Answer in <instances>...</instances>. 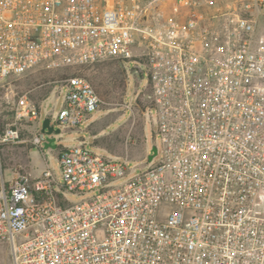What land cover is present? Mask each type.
Listing matches in <instances>:
<instances>
[{"label": "built area", "instance_id": "obj_1", "mask_svg": "<svg viewBox=\"0 0 264 264\" xmlns=\"http://www.w3.org/2000/svg\"><path fill=\"white\" fill-rule=\"evenodd\" d=\"M263 7L0 0V84L119 62L145 80L160 141L141 160L62 147L59 177L46 160L38 176L6 178L0 160V243L13 264H264V36L252 16ZM65 82L56 123L73 130L102 101L82 75ZM39 118L23 96L0 147L28 136L51 147Z\"/></svg>", "mask_w": 264, "mask_h": 264}, {"label": "rangeland", "instance_id": "obj_2", "mask_svg": "<svg viewBox=\"0 0 264 264\" xmlns=\"http://www.w3.org/2000/svg\"><path fill=\"white\" fill-rule=\"evenodd\" d=\"M252 16L256 21L257 37L264 36V7ZM133 66L134 63L128 65L129 69ZM75 74L90 81L102 102L98 111L92 113L80 128L64 130L56 123V118L66 93L65 81ZM145 86V80L134 74L128 76L122 64L115 61L80 68H43L1 83L0 135L14 122L15 110L23 96L40 106V118L34 130L43 129L47 120L51 121L50 128L53 129L47 137L52 140L51 147L44 145L43 151L31 146L29 136L24 137L22 144L0 147L6 178L38 176L46 167V160L59 177L57 158L60 149L80 146L83 142L102 155L141 160L148 150L153 152V148L160 145L159 139L154 137V123L145 113L147 94L139 93ZM0 264H13L7 242L0 243Z\"/></svg>", "mask_w": 264, "mask_h": 264}, {"label": "water", "instance_id": "obj_3", "mask_svg": "<svg viewBox=\"0 0 264 264\" xmlns=\"http://www.w3.org/2000/svg\"><path fill=\"white\" fill-rule=\"evenodd\" d=\"M48 131V134H51L52 133V128H50L49 127V120H47L46 122H45V124H44V127H43V131ZM153 155L152 156H150V159H152L153 157H154V155H156V153H157V149L154 147L153 148Z\"/></svg>", "mask_w": 264, "mask_h": 264}, {"label": "trees", "instance_id": "obj_4", "mask_svg": "<svg viewBox=\"0 0 264 264\" xmlns=\"http://www.w3.org/2000/svg\"><path fill=\"white\" fill-rule=\"evenodd\" d=\"M2 134H3V133H2ZM2 134H1V135H2Z\"/></svg>", "mask_w": 264, "mask_h": 264}]
</instances>
